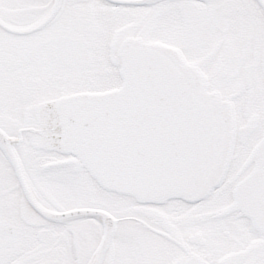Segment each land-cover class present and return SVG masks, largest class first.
Listing matches in <instances>:
<instances>
[{
  "label": "snow or ice",
  "instance_id": "6c2138e0",
  "mask_svg": "<svg viewBox=\"0 0 264 264\" xmlns=\"http://www.w3.org/2000/svg\"><path fill=\"white\" fill-rule=\"evenodd\" d=\"M0 264H264V0H0Z\"/></svg>",
  "mask_w": 264,
  "mask_h": 264
}]
</instances>
